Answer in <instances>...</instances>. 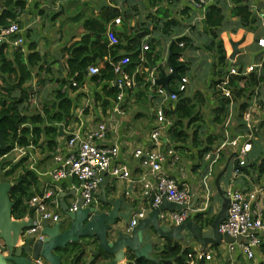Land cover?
<instances>
[{
    "label": "crops",
    "instance_id": "0c3cea01",
    "mask_svg": "<svg viewBox=\"0 0 264 264\" xmlns=\"http://www.w3.org/2000/svg\"><path fill=\"white\" fill-rule=\"evenodd\" d=\"M16 2L22 4L18 5ZM2 4V0H0V14L5 8ZM243 5L247 6L248 11L254 13L257 17L256 23L249 30L244 28V24L239 17L234 15L235 8ZM208 8L218 9L223 15L221 26L216 31L214 30L216 38L209 33L208 27L206 31L202 28L201 20ZM7 9L12 11L14 18L9 19L18 24L20 34L24 39L22 51L24 56L32 52H38L42 57L40 60V65L43 66L42 70L36 73V69H33L31 79L23 84V88L27 89L29 96L32 94L34 98L36 96L37 103L31 111H39L42 106L51 104V97L49 96L59 88L61 81L66 80L68 82L64 87L67 86L65 92L72 101L71 120L65 127L63 125L59 126V128L62 127V135L59 134L55 139V149L48 151L44 143L38 147L15 146L4 155L5 158L13 156L10 161L15 163L23 159L21 166L24 170L32 171L37 182V188L33 190L34 195H41L45 191L50 192L52 198L58 202L59 212L63 218L61 222H66V217L63 214L60 202H63L69 208L72 203L79 199V182L76 178L71 177L56 183L50 180L48 173L54 166V152L57 147H63L70 134H83L85 131L92 129L99 121L108 117L113 101L102 90L103 86L109 85V81L94 82L93 77L87 74L86 70L83 73L81 82L78 84V88L69 86L72 80L68 78L67 60L70 57L66 50L72 44L81 41L85 36L94 38V31L84 28V23L87 20L97 22V28H101L96 35H101L102 39L97 38L99 43L104 41L105 31L108 27L114 31L116 38L119 40L123 39L120 34L124 31L126 36L140 30L148 31L147 37L156 40L153 54L160 56L159 62H163L160 67L162 75L158 74V78L169 74L170 68L166 63V59L172 44L171 38L173 39L176 36V38L185 37L189 40L187 48L180 54L178 61L185 67L182 76L188 79L186 92L182 97L193 104L197 115V143L187 141L185 144H174L168 133L165 144L175 147L180 162L177 165L168 162L163 164L162 167L166 175L188 187L190 200L187 206L189 215L186 221L193 222L200 229L194 221V217L201 214L204 218H209L213 222L225 205L227 191L260 189L264 195V175L257 176V171L253 169L238 168L232 162L230 148L226 145V141L243 135L251 137L252 149L246 158L248 164L264 153V142L257 137L260 124L264 121V85L254 89L248 108L241 113L238 110L241 100L234 101L231 90L227 86L230 96L224 115L218 117L216 112L219 99L221 97L225 98L220 92L221 82L224 79L229 81L231 76H248L254 73L244 74L248 66L262 64L264 60V48L257 46V40L264 38V29L259 17L261 12L264 11V0H211L207 3L203 12L195 10L183 0H13V3ZM111 9L128 13L129 19L125 23L126 27L121 22L118 25L114 24L115 19L105 20L107 12ZM168 20H173L174 24L170 25L169 30H166L167 33H165L162 30L163 23ZM5 22L6 20L3 24ZM231 42H241L238 46L239 52L233 59H230L232 53ZM219 43L225 56L224 61L220 63L221 65L217 61ZM1 48L6 59H11L13 52L18 49L11 48L7 44L2 45ZM125 51L124 48L119 49L116 57L120 58L117 61L127 58ZM139 51L140 57L145 59V52L141 50V46ZM90 57L93 58V64L99 70H102L106 63L112 62L109 57L100 59V56L96 55L95 52L90 53ZM231 67L238 71L237 75H228ZM256 71L260 76L264 73V67L256 68ZM15 79L16 77L12 75L11 82ZM220 80L221 82L215 85ZM241 84L239 83V85ZM176 85L177 79H171L168 82L169 90ZM8 86L0 75V95L2 97L5 95L4 90ZM19 95L18 89L11 92V96L14 98L19 97ZM133 96L134 101L126 107L125 115L115 118L114 125L108 129L103 142L106 145L116 144L120 147V154L112 162V166L132 169L130 180L112 178L108 173L104 175L107 180L104 187L106 198L117 200L122 197L119 211L123 214L128 212L132 214L145 209L148 204V200H145L141 195L140 185L136 182L141 170L138 164L130 158V153L136 147L148 146V133L154 123L152 106L156 98L155 95L152 96L148 89H143L141 86L135 89ZM160 105L165 110L166 105L173 106L174 103L163 102ZM248 110L250 112L249 127L242 118ZM172 120L174 122V118ZM209 138L211 142L208 143ZM43 139L41 140L43 141ZM222 145L224 146L219 149ZM182 147L180 154L179 148ZM225 147H228L227 152L223 151ZM162 148V151H165L167 146L164 145ZM254 150L257 153L256 155H254ZM207 154L210 155L209 159H206ZM251 154L252 159H249ZM19 173H22L20 169ZM99 194L100 188L97 196ZM258 208L264 219V200L258 204ZM164 214H167V212H164ZM32 217L30 212L22 219H31ZM160 223L163 226H170L165 220L160 221ZM48 224L49 226L53 225L50 222ZM127 224L125 225L123 221L119 220L114 228L122 230L125 227L126 230ZM210 227L200 229L203 235L211 236ZM181 234L183 240L177 242L182 247H190L193 253H210L212 255L211 264H233V260H230L231 257L227 256L226 245L223 242L201 248L200 244L192 238L187 230H183ZM37 236L39 235L37 234ZM143 237V245L149 243L152 245L150 256L154 258V245L161 244L163 239L159 238L150 227L144 230ZM70 245L65 251H55L56 255L62 256V264L71 263V257L68 256H72V254L66 255L72 249ZM93 249H96V247H93ZM83 253L85 264H106L108 262L99 256L89 261L90 254H85L84 251ZM128 257L123 264H126ZM154 261L156 260L154 259ZM249 262L251 264L264 262V239L262 245L256 249L253 259Z\"/></svg>",
    "mask_w": 264,
    "mask_h": 264
},
{
    "label": "built area",
    "instance_id": "2783aa9c",
    "mask_svg": "<svg viewBox=\"0 0 264 264\" xmlns=\"http://www.w3.org/2000/svg\"><path fill=\"white\" fill-rule=\"evenodd\" d=\"M186 4L197 11L203 12L207 3L211 0H183ZM1 11V10H0ZM262 26L264 29V11L260 14ZM120 18L114 20V24L118 25ZM108 46L112 47L117 44V38L114 31L108 27L106 32ZM148 37L142 39L141 50L146 52L149 50L147 43ZM7 44L11 48H18L23 51L24 39L20 34L18 24L10 19H6L5 24H0V47ZM181 46V45H180ZM257 46L264 48V38L257 40ZM129 60L124 58L116 62H109L113 79L109 81L108 87L115 88L116 94L112 101L109 116L99 121L92 129L85 131L83 134L72 133L65 140L63 147H57L53 155V168L48 173L53 183L59 182L67 178H76L79 182V199L81 207L87 208L94 205L96 196L98 195L99 183L104 172L108 173L112 178L130 180L132 169L112 166V162L120 154V147L116 144L106 145L104 142L107 131L115 122L117 116H124L127 106L134 101V91L139 86L137 76L145 74V82L148 84V90L155 95V103L152 106V114L154 117L153 126L150 127L148 133L149 143L147 147H136L130 153V158L135 161L141 173L138 174L136 182L140 185L141 195L148 200L147 207L132 213L129 218L126 232L131 233L137 224L147 218L148 213L158 208L165 199L169 203L181 206L178 211L160 214V221L165 220L170 226H178L186 222L189 210L187 208L190 193L188 187L180 184L176 179L166 175L162 169L163 164L170 162L177 165L180 158L175 151V147L166 145V135L173 127V120L166 115L162 109L161 103H174L178 99L179 94L185 93L188 79L185 76L179 77L174 90L167 91L155 83L160 72L163 62H157L154 66H147V61L139 58V65L133 71L126 69ZM141 67V69H140ZM261 68L262 64L248 66L244 74L256 72V68ZM87 74L96 76L99 68L95 65L87 67ZM171 70L169 69L168 73ZM238 71L231 67L228 75H237ZM229 81L224 79L221 82V93L224 97L230 96L227 88ZM71 88H78V84L72 80L69 84ZM67 87V86H66ZM66 87L63 88L65 91ZM247 127L250 120L249 110L243 114ZM251 137L241 136L239 138L226 141V145L230 148L231 160L238 168H244L248 165L246 160L251 152ZM167 146L162 151L163 146ZM222 145L219 149H221ZM218 149V151H219ZM210 155H206L209 159ZM228 200V209L226 218L219 224L218 231L221 235L230 238L241 237L242 241L233 244H225V251L228 257L238 255L246 261L253 259L256 249L262 245L264 239V219L263 214L258 208V204L264 200V195L260 189L252 191L233 190L226 192ZM77 201L72 203L68 208L69 212H75L77 209ZM27 208L32 213V227L26 232L27 235L38 234L41 230L43 221L56 224L62 221L59 212V205L56 199L52 198L50 192L45 191L41 195H34L27 201ZM212 255L208 252H197L187 254L184 264H211Z\"/></svg>",
    "mask_w": 264,
    "mask_h": 264
},
{
    "label": "trees",
    "instance_id": "16d2710c",
    "mask_svg": "<svg viewBox=\"0 0 264 264\" xmlns=\"http://www.w3.org/2000/svg\"><path fill=\"white\" fill-rule=\"evenodd\" d=\"M2 3L6 9L4 8V11L0 14V24H3L6 18H14L12 11L7 9V7L13 3V0H2ZM16 4L21 5L22 3L16 2ZM204 14L206 25L210 30L209 33L216 38L215 31L221 26L223 21L222 13H220L218 9L208 8ZM234 15L239 17L244 24V28L248 30L253 27L257 21L256 15L249 12L245 5L235 8ZM117 18H120V22L126 27L125 23L128 22L129 15L128 13L119 12L117 9L109 10L105 20L110 21ZM173 24V20L165 21L162 30L167 33L166 30H169L168 27ZM97 26V22H93L92 20L85 21L84 28L89 31H94V38L85 36L81 41L72 44L70 48L66 50L70 57L67 60L69 68L68 78H71V80H74L77 84L81 82L83 73L87 70V67L94 65L93 58L90 57V53L92 52L100 56V59L109 57L112 62H116L120 58L116 57L119 49L124 48V50H126L125 56H127L129 60L126 69L133 71L139 65V48L142 39L148 35V31L140 30L127 36L125 31L121 32L120 35L123 39H117V44L109 47L106 37L102 43H99V40H97V38L102 39L101 35L96 36L101 30V28H97ZM171 40V64L177 68V73L179 77H181L185 67L178 61V58L187 48L189 40L185 37L176 38V36L173 39L171 38ZM155 42V39H147L149 50L145 52V60L147 61L146 65L149 66H154L160 60V56L153 54ZM217 54V61L220 64L225 59L224 50L220 46V43L218 45ZM41 58L38 52H32L24 56L23 52L17 49L13 52L11 59H6L2 53V48L0 49V75L3 77L4 82L9 85L8 88L4 90L5 95L3 97L0 95V135L3 142L7 145L5 151H0V173L6 179L11 178L13 186L10 191V198L14 203L12 216L17 220L30 214L26 202L34 195L33 190L37 188V182L32 171L23 169L21 171L22 173L18 174L20 167H22L21 164L23 159L12 165L9 162H4L1 158L15 146L38 147L44 143L48 151H53L56 145L55 139L59 135V126L63 125L65 127L71 120L72 101L68 98L67 93L62 90L68 83L66 80L61 81L59 88L49 96L51 97V104L42 106L39 111L28 110L26 106V103H29L28 100L30 96L28 95L27 89L23 88V84L31 79V71L33 69H36V73L42 70L43 66L40 65ZM262 66L264 67V60ZM159 74L162 75L161 72ZM12 75L16 77L13 82H11ZM92 79L94 82L101 80L111 81L113 79V73L110 64L106 63L104 68L99 70L98 75L93 76ZM220 82L221 80L217 81L215 85ZM137 83L139 86L143 87V89H148V84L145 82V74L137 76ZM239 83L242 84L239 85ZM260 85H264V73L260 76L254 73L248 76H231L228 87L231 90L233 100H241V103L238 105L239 113L248 108L254 89L260 87ZM174 88H170L169 91L174 90ZM16 89L19 90L20 95L14 98L11 96V92ZM102 90L109 98L114 99L116 94L115 88L105 85L102 87ZM183 95L184 93L179 94L174 105L165 109L166 115L174 118V124L169 134L174 144H185L187 141L196 144V134L198 130L197 115L195 114L193 104L188 99L182 97ZM105 102L107 103V101ZM228 103V98L226 97H221L219 99L216 108L218 117L224 115L225 107ZM257 137L261 138L264 142V121L260 124ZM41 139H43V141ZM207 141L208 143L211 142L210 138ZM248 168L250 170H256L257 176L264 175V153L260 154L255 161H251L243 169L247 170ZM194 221L200 229L211 226L212 223L211 219L204 218L201 214L196 215ZM162 241L161 244H156L153 248L154 259L157 262L146 259H136L130 255L126 264H184L186 255L193 253L190 247H182L177 241ZM70 246L72 249H70V253H66V255L72 254L73 256V254H75L73 258L72 256H68L71 257V263L73 259H75L76 264H85L83 260L84 253L81 247L76 244ZM261 264H264V262Z\"/></svg>",
    "mask_w": 264,
    "mask_h": 264
},
{
    "label": "water",
    "instance_id": "95a60500",
    "mask_svg": "<svg viewBox=\"0 0 264 264\" xmlns=\"http://www.w3.org/2000/svg\"><path fill=\"white\" fill-rule=\"evenodd\" d=\"M202 28L207 30L205 19L201 20ZM241 42H231L232 53L230 59L238 54V46ZM172 51L168 50L166 63L171 72L167 76H161L155 80L158 86L169 90L168 82L171 79H179L177 68L171 64ZM86 74V72H85ZM62 135V127L59 128ZM7 145L0 135V151H5ZM103 173L99 183L100 194L96 196L94 205L82 208L81 200L78 199L75 212H69L67 206L60 202L66 222H59L49 226L43 221L41 230L37 234L27 235L32 227L31 219H14L12 216L14 203L10 198V191L13 186L9 182H0V264H62V256L56 255V250L65 251L70 244H77L85 254H90L89 261L96 256L102 257L106 264H123L129 255L136 259L154 261L150 256L152 245L145 244L143 232L152 228L155 234L163 240L181 241V232L187 230L202 247L224 244H233L242 241L241 237L230 238L223 236L218 231L219 224L226 218L228 200H225L224 207L219 211L211 224V236H205L201 230L191 221H186L178 226H163L160 223V214L173 212L181 209V206L167 202L162 199L158 208L153 209L145 220L140 221L131 233L124 229H116L117 222L123 221L126 225L131 212L123 214L119 211L123 198L111 200L106 198L105 179ZM96 247V249H93ZM72 264H76L73 259Z\"/></svg>",
    "mask_w": 264,
    "mask_h": 264
},
{
    "label": "rangeland",
    "instance_id": "374dc122",
    "mask_svg": "<svg viewBox=\"0 0 264 264\" xmlns=\"http://www.w3.org/2000/svg\"><path fill=\"white\" fill-rule=\"evenodd\" d=\"M35 98H36V96H35ZM34 98V95L32 94V95H30V100H29V103H27L26 104V106H27V108H28V110H33L34 108H35V103H37V100ZM169 107V105H166V108H168ZM214 144H216V143H214ZM220 145V144H219ZM216 146H217V144H216ZM183 149V147L180 149L179 148V152H180V154H181V150ZM224 152H227L228 151V147H225L224 148V150H223ZM257 153H256V151L254 150V155H256ZM11 159H13V156H8V157H3L2 158V160H4V162H9V163H11L12 165L13 164H15V162L14 161H10ZM249 159H252V154H251V156L249 157ZM24 168L23 167H21L20 168V171H22ZM0 180H2V182L3 181H5V182H12L11 181V178H4L3 176H2V174L0 173ZM1 182V181H0ZM230 260H233V264H251L249 261L247 262L245 259H243L241 256H238V255H232V257H231V259ZM9 264H11V263H9Z\"/></svg>",
    "mask_w": 264,
    "mask_h": 264
},
{
    "label": "flooded vegetation",
    "instance_id": "af4514ba",
    "mask_svg": "<svg viewBox=\"0 0 264 264\" xmlns=\"http://www.w3.org/2000/svg\"><path fill=\"white\" fill-rule=\"evenodd\" d=\"M38 263L43 264L42 262H38Z\"/></svg>",
    "mask_w": 264,
    "mask_h": 264
}]
</instances>
